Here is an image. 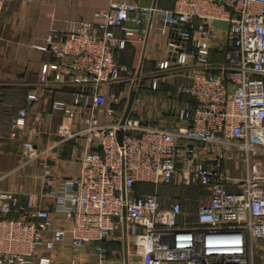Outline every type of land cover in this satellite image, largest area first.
Wrapping results in <instances>:
<instances>
[{
	"label": "built area",
	"instance_id": "built-area-1",
	"mask_svg": "<svg viewBox=\"0 0 264 264\" xmlns=\"http://www.w3.org/2000/svg\"><path fill=\"white\" fill-rule=\"evenodd\" d=\"M155 17L166 48L144 76L156 91L187 71L177 93L191 101L169 122L131 109L121 123V101L134 88L114 85L143 75L139 64L132 76L114 52L145 47ZM38 49L52 60L27 100L51 90L50 111L62 121L56 140L39 147L27 108L9 123L8 139L21 141V165L33 167L40 189L0 188V264H264V0H174L164 10L112 0L91 20L66 19L61 33L51 27ZM213 49L223 62L210 61ZM69 140L81 142L79 169L62 177L55 161ZM239 161L241 175H232L227 165ZM134 183L154 192L135 194ZM160 186L199 187L205 202L191 218L178 199L163 202ZM110 243L119 246L112 257L102 245Z\"/></svg>",
	"mask_w": 264,
	"mask_h": 264
},
{
	"label": "crops",
	"instance_id": "crops-1",
	"mask_svg": "<svg viewBox=\"0 0 264 264\" xmlns=\"http://www.w3.org/2000/svg\"><path fill=\"white\" fill-rule=\"evenodd\" d=\"M109 1L112 0H5L0 14V188L20 191L40 189L39 182L33 177V167L21 165L24 160L21 141L10 140L7 136L9 123L17 110L27 108V126L35 129L34 141L38 147L56 140L55 129L62 121L61 117L50 111L51 90L39 88L37 93L39 100L32 103L27 100L29 91L37 86V75L41 64L52 58L49 53L38 47L45 44L51 27L61 33L65 29L66 19L91 20L94 11L107 7ZM113 1L136 2L143 6L154 5L160 10L170 9L174 2V0ZM160 23L158 17L151 22L145 47L140 44H130L121 57L122 60H126V65H131L132 69L141 64L142 80L148 78L144 74L154 70L156 62L166 48V36L158 33L157 30ZM215 27L223 28L224 25L216 23ZM57 38L54 36L55 41ZM218 40L214 38L213 44L216 45ZM188 82L189 75L186 71L176 73L161 83H169L177 90L180 86L178 83ZM116 87L119 85H114V88ZM151 93L153 95L154 92ZM54 95L69 101V96L64 91L55 92ZM155 114L153 112L154 116ZM157 121L152 119L149 122ZM79 144L81 142L78 140H69L62 145L60 159L55 161V170L59 176L68 177L78 171L79 160L75 155L78 154L77 152L80 153ZM42 205L47 206L46 201ZM118 248L119 246L114 243L108 245L107 255L112 257ZM108 264H117V262L109 261Z\"/></svg>",
	"mask_w": 264,
	"mask_h": 264
},
{
	"label": "rangeland",
	"instance_id": "rangeland-1",
	"mask_svg": "<svg viewBox=\"0 0 264 264\" xmlns=\"http://www.w3.org/2000/svg\"><path fill=\"white\" fill-rule=\"evenodd\" d=\"M132 76L134 74V68L130 69ZM169 83H160V87L158 88L159 91L156 95H152V91L149 86V80L144 79L138 83H121L119 84V87L114 88L115 91L120 92H127L129 91V88H134L136 91V97L133 102L132 111L133 116L139 117L141 119H145L147 121L158 120L160 122H169L173 119L174 111L176 108L181 106L183 104V101L179 98L180 95L177 93L176 88H174L173 85H168ZM182 83H178V86ZM183 85V84H182ZM174 88V89H173ZM176 90V91H175ZM174 91V92H172ZM153 96V97H152ZM154 96L156 98H154ZM128 97V94H127ZM126 97V101H127ZM170 100V101H169ZM126 101L124 100L122 102V108L124 109V106L126 105ZM153 112H155V116L153 115ZM227 167L231 170L232 175L238 176L241 175V161H239V167L235 168L234 163L229 162ZM161 190L162 192H165V196H168L163 202L167 203L173 198V191L174 188L166 189L167 187H157V189ZM161 192V193H162ZM172 197V198H171ZM202 202H205V196L202 195L199 200V204ZM196 209L192 208L190 210V214H194V211ZM258 262V261H257Z\"/></svg>",
	"mask_w": 264,
	"mask_h": 264
},
{
	"label": "trees",
	"instance_id": "trees-1",
	"mask_svg": "<svg viewBox=\"0 0 264 264\" xmlns=\"http://www.w3.org/2000/svg\"><path fill=\"white\" fill-rule=\"evenodd\" d=\"M129 46H130V44L127 43L124 46L123 49H119V50H116L114 52L115 59H116V61L119 64H125L126 63V60H122L121 57H122L123 52H125L128 49ZM51 60H52V58H51ZM210 61L211 62H214V63H221V62H223V52L220 51V50H217V49H213L211 51V53H210ZM126 66L129 69H132L131 65L128 64ZM158 91L159 90L152 91V92H154V94H157ZM179 98L183 102L191 101V99L188 98L185 95H180ZM121 106L122 105L120 104V107ZM133 188H134L135 194L152 193V192H154V185L153 184H150V183H134ZM159 192L161 194V191H159ZM173 194H174L173 197L175 199H178L179 202L182 204V206L190 211V210H192V208L197 209V206H198L200 197L202 195H205V191H203L199 187H187L185 189H174ZM191 218H193V214L191 215ZM111 244L112 243H110V244H104L105 245L104 247L106 248V247H108V245H111Z\"/></svg>",
	"mask_w": 264,
	"mask_h": 264
},
{
	"label": "water",
	"instance_id": "water-1",
	"mask_svg": "<svg viewBox=\"0 0 264 264\" xmlns=\"http://www.w3.org/2000/svg\"><path fill=\"white\" fill-rule=\"evenodd\" d=\"M135 95H136L135 90L131 89L129 91V93H128L126 105H125L124 111L122 113L121 123H123L125 121V119L127 118V116L129 115V113H130V111L132 109V106H133ZM118 135H119V137L122 135V131L121 130L118 131Z\"/></svg>",
	"mask_w": 264,
	"mask_h": 264
}]
</instances>
